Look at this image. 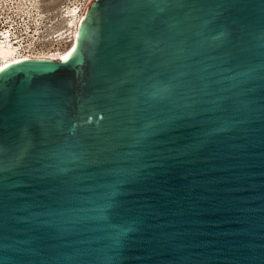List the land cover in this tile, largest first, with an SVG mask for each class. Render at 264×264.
Returning a JSON list of instances; mask_svg holds the SVG:
<instances>
[{"label": "water", "instance_id": "1", "mask_svg": "<svg viewBox=\"0 0 264 264\" xmlns=\"http://www.w3.org/2000/svg\"><path fill=\"white\" fill-rule=\"evenodd\" d=\"M0 264H264V0H92L0 69Z\"/></svg>", "mask_w": 264, "mask_h": 264}, {"label": "built area", "instance_id": "2", "mask_svg": "<svg viewBox=\"0 0 264 264\" xmlns=\"http://www.w3.org/2000/svg\"><path fill=\"white\" fill-rule=\"evenodd\" d=\"M9 3L10 0H0V39L10 36L14 47L21 50L20 52L24 54L25 58L32 57L31 54L57 55L56 53L66 51L75 41L76 35L69 23L61 22L54 25L53 22L57 19L55 18L52 22L51 19L48 20L45 26L37 25L36 20L29 18L17 6L14 7ZM84 4L81 0H72L67 4L68 7L64 9L62 15L66 14L70 6L82 7ZM41 27L43 35L38 33ZM55 55L52 57H57Z\"/></svg>", "mask_w": 264, "mask_h": 264}, {"label": "bare ground", "instance_id": "3", "mask_svg": "<svg viewBox=\"0 0 264 264\" xmlns=\"http://www.w3.org/2000/svg\"><path fill=\"white\" fill-rule=\"evenodd\" d=\"M92 0H88L87 2H84L85 4L81 6H70L67 11L66 14L64 15H57V19L56 21H54V25L57 23H61V22H66L67 24L69 23V26L72 28L73 32H75L74 34L76 35L77 32V28L79 25V22L86 10V8L88 7V5L91 3ZM10 5L16 7L21 10L22 12H24L29 18H33L34 20H36V24H41V25H46L47 24V20H46V15L45 13H39V14H35L34 13V6L35 5L33 2L31 4V2L25 1V0H10ZM36 9V8H35ZM63 17V18H61ZM43 18H45V20H43ZM61 18V20H60ZM42 26V27H44ZM38 31V33L40 35H43V31L42 28ZM54 27V26H53ZM51 27V28H53ZM50 28V29H51ZM48 30H50L49 28H47ZM76 39V37H75ZM14 43L11 42L10 40V36H6L4 39H0V69H2L3 67H5L6 65L14 62V61H18L21 59H26L28 57H24V54H22L20 51L18 50V48L14 47L13 45ZM74 44L75 41L71 44V46L64 52H59L56 53L57 55L55 56H59L61 57V59L67 58L68 55L71 53V51L74 48ZM54 55H50V54H31L32 57H52Z\"/></svg>", "mask_w": 264, "mask_h": 264}, {"label": "rangeland", "instance_id": "4", "mask_svg": "<svg viewBox=\"0 0 264 264\" xmlns=\"http://www.w3.org/2000/svg\"><path fill=\"white\" fill-rule=\"evenodd\" d=\"M28 1V0H25ZM32 4V2L35 4L34 7V13H45L46 20H50L51 22L57 18V15H62L64 12V9H66L68 6V3H71L72 0H29ZM82 3L87 2L88 0H81ZM36 8V9H35ZM33 20V19H32ZM45 20V18H43Z\"/></svg>", "mask_w": 264, "mask_h": 264}]
</instances>
